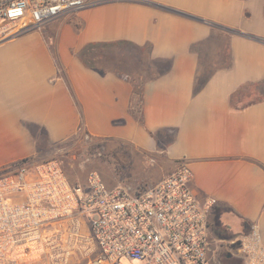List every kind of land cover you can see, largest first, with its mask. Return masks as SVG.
Instances as JSON below:
<instances>
[{"label":"crops","instance_id":"0c3cea01","mask_svg":"<svg viewBox=\"0 0 264 264\" xmlns=\"http://www.w3.org/2000/svg\"><path fill=\"white\" fill-rule=\"evenodd\" d=\"M73 12L0 43V170L83 126L152 154L161 173L150 184L187 159L195 194L217 199L212 230L258 225L264 242V0H101ZM92 43L123 45L125 71L85 63Z\"/></svg>","mask_w":264,"mask_h":264},{"label":"built area","instance_id":"2783aa9c","mask_svg":"<svg viewBox=\"0 0 264 264\" xmlns=\"http://www.w3.org/2000/svg\"><path fill=\"white\" fill-rule=\"evenodd\" d=\"M100 1L0 0V42ZM192 181L185 158L155 183L134 187L110 186L96 172L74 183L57 159L10 162L0 170V264H68L90 248L88 237L98 250L90 264H213V245L222 241L210 223L217 199H200ZM223 259L264 264L258 225L226 241Z\"/></svg>","mask_w":264,"mask_h":264},{"label":"rangeland","instance_id":"374dc122","mask_svg":"<svg viewBox=\"0 0 264 264\" xmlns=\"http://www.w3.org/2000/svg\"><path fill=\"white\" fill-rule=\"evenodd\" d=\"M74 19L75 12L63 14L45 23L47 25L44 24L45 27L43 26L39 31H50L49 24L52 26L55 22L59 24V21L71 22ZM29 31L31 30L13 31L3 41ZM118 49H123V45L120 44L119 47L116 44L97 45L90 51L82 52L81 55L89 64L101 70L115 69L123 72L126 69L124 57L117 52ZM86 134L88 133L85 132L83 126H80L77 133L67 140L50 144L41 143L38 154L33 158L37 160H59L68 177L74 183L79 184H84L89 175L96 172L110 186L118 184L148 185L151 181L147 177L161 173L154 165L152 154L132 152L128 147H117L115 140L97 139L91 135L86 136ZM84 230L88 233L86 226ZM234 236L233 233H228L219 227L213 229L212 238L222 240L213 245L216 251V259L213 264H241L239 260L223 261L226 241ZM87 240L91 243L90 248H86V251L83 250L82 254L80 252L73 253L72 260L68 264H90V261L97 256L98 250L94 246L95 242L89 237ZM121 264H140V262L122 258Z\"/></svg>","mask_w":264,"mask_h":264},{"label":"trees","instance_id":"16d2710c","mask_svg":"<svg viewBox=\"0 0 264 264\" xmlns=\"http://www.w3.org/2000/svg\"><path fill=\"white\" fill-rule=\"evenodd\" d=\"M98 44H94V43H92V44H89V45H87L86 47H85V50L83 51V52H86V51H90L93 47H95V46H97ZM82 53V52H81ZM81 57H82V55H81ZM83 59H84V57H82ZM84 61H85V63H87L86 62V60L84 59ZM88 64V63H87Z\"/></svg>","mask_w":264,"mask_h":264}]
</instances>
